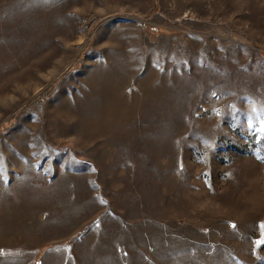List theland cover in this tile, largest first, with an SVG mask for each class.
<instances>
[{"label": "rangeland", "instance_id": "obj_1", "mask_svg": "<svg viewBox=\"0 0 264 264\" xmlns=\"http://www.w3.org/2000/svg\"><path fill=\"white\" fill-rule=\"evenodd\" d=\"M0 264H264V0H0Z\"/></svg>", "mask_w": 264, "mask_h": 264}]
</instances>
